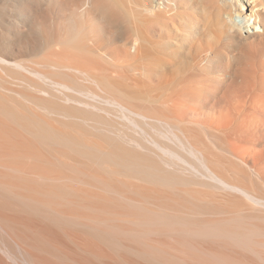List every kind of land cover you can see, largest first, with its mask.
Masks as SVG:
<instances>
[{
	"label": "bare ground",
	"instance_id": "6f19581e",
	"mask_svg": "<svg viewBox=\"0 0 264 264\" xmlns=\"http://www.w3.org/2000/svg\"><path fill=\"white\" fill-rule=\"evenodd\" d=\"M135 2L0 5V264H264V0Z\"/></svg>",
	"mask_w": 264,
	"mask_h": 264
},
{
	"label": "rangeland",
	"instance_id": "374dc122",
	"mask_svg": "<svg viewBox=\"0 0 264 264\" xmlns=\"http://www.w3.org/2000/svg\"><path fill=\"white\" fill-rule=\"evenodd\" d=\"M125 1V3H126V0H124ZM127 1H129V0H127ZM130 2L132 3V1H129L128 3H126L125 4V11H123V13H125V15H127L128 13H130V14H128V15H131V14H133L135 11H136V7L135 8H133L134 6H132V5H136V2H135V0H133V3H135V4H130ZM3 4V0H1V3H0V5H2ZM128 4V5H127ZM10 7H12L11 5H9ZM131 7L130 9H129V7ZM133 8V10L131 11V9ZM127 11H129V12H127ZM9 13H7L6 12V14L4 15V19H5V22H4V25L2 26V28H1V32H0V37L2 38V40L4 41V43H3V41H2V43H1V46H0V51L2 52H4V53H7L8 51V49H7V45H8V31L6 30V28H5V26L6 25H8V22H7V20H8V15ZM7 22V23H6ZM25 27H21V30H23ZM117 37V36H116ZM115 39V40H114ZM5 40H7V41H5ZM110 41V42H109ZM108 42H107V46H112V47H116V46H114V44H116L117 46L119 45L120 47H122L123 48V41L120 39V38H113L112 39V41H113V43L111 42V40H109ZM118 41V42H117ZM5 42H7V43H5ZM109 43H112V44H109ZM6 45V46H5ZM118 46V47H119ZM119 47V48H120ZM125 47V46H124ZM121 48V49H122ZM126 49H128L127 47H125ZM125 48H123V49H125ZM226 48H228L231 52H233V53H235V46L233 45V44H229V43H227L226 42ZM130 51H132V50H130ZM2 52V53H3ZM3 53V54H4ZM145 64V63H144ZM139 65H143V64H141V63H139ZM139 65H137L139 68L138 69H142L143 68V66H139ZM137 68V67H136ZM181 70L183 71V68H181ZM180 70V71H181ZM224 74L223 75H213V76H211V80H208L206 83L207 84H205L206 86H208L210 89H215V88H226L227 87V83H226V81H225V78H224ZM139 77V76H138ZM142 77V78H141ZM147 78V79H146ZM150 78V79H149ZM140 79H142L143 81H142V86H141V89H139V91L142 93V94H144V95H150L151 93L152 94H154V95H150V96H152L153 98H155V99H158V100H162V99H165V98H168L169 97V94H171L170 96V98H172V97H175L177 94H179V93H181L182 91H184V90H186V89H188V88H190V87H192V86H197V85H201V81L199 80V79H197V78H195V80L194 81H190V83H188V82H186V81H184V79H182L183 81L181 82V79H180V77L179 78H177L176 80H174L173 82L171 81H169V83L167 84V82H165V81H161V80H158L157 81V79H155V80H153L152 79V81H151V76H148V75H145V74H142V75H140ZM149 79V80H148ZM180 80V81H179ZM177 81V82H176ZM179 81V82H178ZM183 82H185V83H183ZM224 82V83H223ZM182 83V84H181ZM219 84V85H218ZM222 84V85H221ZM184 85V86H183ZM216 85V87H214ZM189 86V87H188ZM143 91V92H142ZM148 91H151V93L149 94V92ZM147 92V93H146ZM173 92V93H172ZM58 93H60V94H62V92L59 90L58 91ZM77 93V92H76ZM157 95V96H156ZM197 98L198 99H203L204 100V102L205 103H207L206 105H211V104H213V103H215L216 102V99L218 100V98H219V96L217 95V93L216 92H213V93H205V92H203V93H201L200 95H198L197 96ZM213 102V103H212ZM206 112L205 113H208L209 112V110H205ZM118 113H119V115H121L120 117L121 118H123L122 116V113L121 112H119L118 111ZM123 119H126V118H123ZM249 154L248 153H246V156H248Z\"/></svg>",
	"mask_w": 264,
	"mask_h": 264
}]
</instances>
